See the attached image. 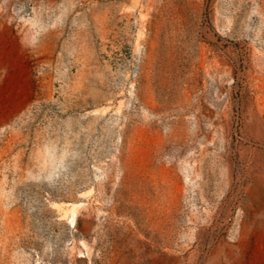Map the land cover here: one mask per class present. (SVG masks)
<instances>
[{
  "label": "rangeland",
  "instance_id": "1",
  "mask_svg": "<svg viewBox=\"0 0 264 264\" xmlns=\"http://www.w3.org/2000/svg\"><path fill=\"white\" fill-rule=\"evenodd\" d=\"M0 107V264H264V0H0Z\"/></svg>",
  "mask_w": 264,
  "mask_h": 264
},
{
  "label": "bare ground",
  "instance_id": "2",
  "mask_svg": "<svg viewBox=\"0 0 264 264\" xmlns=\"http://www.w3.org/2000/svg\"><path fill=\"white\" fill-rule=\"evenodd\" d=\"M262 192H263V190H262L261 186L255 185L249 189L248 196L250 199H253V198L260 196L262 194ZM75 218L76 217L74 215L73 219H72L73 222H74ZM250 224H251V228H253V231L264 234V220H258V219L254 218V220ZM250 224L247 225V228H248V226H250ZM80 254L82 255L83 252H80Z\"/></svg>",
  "mask_w": 264,
  "mask_h": 264
},
{
  "label": "crops",
  "instance_id": "3",
  "mask_svg": "<svg viewBox=\"0 0 264 264\" xmlns=\"http://www.w3.org/2000/svg\"><path fill=\"white\" fill-rule=\"evenodd\" d=\"M23 107H0V125L10 119L14 113Z\"/></svg>",
  "mask_w": 264,
  "mask_h": 264
},
{
  "label": "water",
  "instance_id": "4",
  "mask_svg": "<svg viewBox=\"0 0 264 264\" xmlns=\"http://www.w3.org/2000/svg\"><path fill=\"white\" fill-rule=\"evenodd\" d=\"M74 264H88V261L82 258V259L77 260Z\"/></svg>",
  "mask_w": 264,
  "mask_h": 264
}]
</instances>
